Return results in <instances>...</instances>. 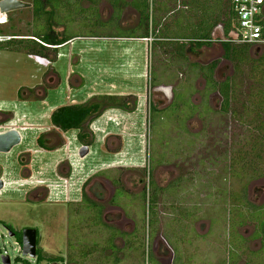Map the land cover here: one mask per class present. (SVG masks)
<instances>
[{"label": "rangeland", "instance_id": "374dc122", "mask_svg": "<svg viewBox=\"0 0 264 264\" xmlns=\"http://www.w3.org/2000/svg\"><path fill=\"white\" fill-rule=\"evenodd\" d=\"M69 3L73 5L72 0ZM74 6L72 15L63 12L51 17L52 22L66 29L67 35L80 37L61 47L53 63L8 50L9 43L0 45V124H8L9 128L15 124L22 129V143L9 154H0L6 182L0 192V264L4 254L11 258V264H21L16 258L23 257L21 247L9 237L3 223L17 230L27 226L40 229L44 260L39 264H52L56 257L63 260L59 264H247L242 241H247L248 250H259L260 240H252L259 225L252 222L236 227L241 204L231 203L225 189L238 193L241 186L231 179L223 180L224 162L217 166L206 160V149L211 148L213 136L219 135L216 115L208 118L209 125L199 120L185 121L201 109L191 105L189 98L184 106L179 98L176 104L180 106L166 108L173 100V88L185 89L192 84L194 90H199L204 88V79L181 69L176 76L178 67L168 62L170 55H157L152 39L112 38L139 35L138 15L131 7L126 11L120 7L112 16L107 1L100 4L99 12L92 7L86 15L83 9L87 5ZM177 16L178 12L169 21ZM3 18L8 22L0 25V40L10 38L3 35L44 31L34 22L31 10L13 11ZM87 18L95 20L84 22ZM213 39V46L194 48L186 55L189 63L201 65L221 59L216 79L223 81L233 70L222 59V27L214 31ZM160 60H166L167 67ZM152 73L159 76V87H150ZM96 95H135L137 110L128 113L109 109L94 121L91 129L95 142L89 155L80 158L78 131L63 134L53 129L51 115L62 106L81 104ZM182 95L187 97L186 92ZM191 98L197 104L202 99L194 92ZM220 102L216 93L209 99L214 110L220 108ZM150 103L161 110L152 113ZM202 109L207 116V110ZM205 125L213 127L208 136L203 133L196 140L190 135L201 133ZM41 133H52L51 148L64 145L43 152L36 145ZM112 134L118 136L108 143ZM59 163L65 164L57 166ZM70 166L74 170L71 179ZM121 168H126L121 179L129 190L121 188L110 204L113 187L107 178L118 177ZM149 176L155 188L151 192L149 185L148 194L139 192L143 185L140 179L145 187ZM89 177L100 188L104 211L102 206L96 208L82 200L81 195L93 192L89 181L83 187ZM37 185L42 187L32 189ZM155 191H161L162 196L154 218L150 202ZM247 201L264 207V179L249 183ZM151 223L156 224L152 231ZM114 227L134 232L115 234L119 238L114 244L110 241ZM171 248L181 251L177 259ZM29 261L37 264L36 259Z\"/></svg>", "mask_w": 264, "mask_h": 264}, {"label": "trees", "instance_id": "16d2710c", "mask_svg": "<svg viewBox=\"0 0 264 264\" xmlns=\"http://www.w3.org/2000/svg\"><path fill=\"white\" fill-rule=\"evenodd\" d=\"M31 1L33 2L34 22L41 24L44 31L25 36L3 35L4 38L10 37L0 41V45L9 43L8 50L26 52L29 55L44 58L53 63L57 60L58 51L61 47L80 37L67 35L66 29L52 22L53 18L51 19V17H58L63 12L72 15L75 4L77 6L87 5V8H82L85 11L84 15L92 7L95 8L97 13L100 4L107 1L113 9V15L120 7H122V10L131 7L139 18L136 26L138 36H112V38L152 39V48L157 51V55L159 54L161 57L160 52L170 55L168 62L174 64L175 68L178 67V71H174L176 76H178L181 69L182 72L188 71L195 75L196 79L199 77L204 79L205 90L200 94L202 97L200 104L192 101L191 95L193 92L195 94L199 93L197 89L194 90L191 81V85L188 86L189 84H187L185 89L174 88L173 101L166 108L168 110L170 107H175L174 104L179 98H182V101L180 100L181 106H184L185 101H188L189 98L191 105L197 108L201 107V109L199 112L191 113L187 119H184L185 121L190 122L191 119L198 117L201 122H207L209 125L208 118L212 114L213 116L216 115L219 135L218 137L213 136L214 142L210 149H206L208 158L205 159L210 161L212 165L217 166L224 162L225 177H223V180L231 179L241 186V191H238V193L237 191L233 193L234 190L224 188L229 194L231 203L236 201L237 204H241L239 206L240 212L235 217L236 227L247 223H256L259 226L252 240L259 239L261 242V248L252 251L245 247L247 241H242L243 255L249 259L247 264H264V207H256L247 201L249 183L253 180L264 179V46L257 48L258 52L256 53L254 46L237 42V39L232 36L238 29V18L234 11L233 0H72L73 5L69 3V0ZM177 12L178 16L169 21V18L175 16ZM90 20H95V18H87L84 22ZM259 24L262 26L264 37V17ZM219 26L223 27L225 36L229 37L228 41L224 42L222 46L224 59L231 64L233 70L231 76L223 81L216 79L217 61L204 66L198 63H189L186 55V52H192L194 48L198 49L211 45L213 32ZM168 62L160 60L161 65H166V67ZM52 74L58 79L54 72ZM151 84V88L159 87L161 84L156 73L154 75L152 73ZM184 92L187 93V97L182 95ZM214 93L218 94L221 100L220 108L217 110L212 109L209 105L210 95ZM137 106L138 98L135 95H96L84 103L62 106L56 109L51 115V125L53 129L63 134L77 130L80 143L91 147L94 144V133L90 128L94 121L109 109L133 113L137 110ZM202 108L207 110V116L204 115V109ZM160 110L150 103L149 111L154 113ZM176 118H181L180 113L176 114ZM208 125L203 126L201 133H190V135H194L196 140L202 138L203 133L208 136L212 133V126L209 127ZM38 142L43 145L42 139H39ZM63 145L64 143L55 147V149ZM125 170L126 168H121L118 177L107 178L116 189L115 195L110 201L111 204H113L118 191L124 188L121 172ZM143 170L146 172V168ZM181 181L182 184L185 183L183 179ZM149 185L152 192L156 183L153 179H149V183L143 188L144 194H148L147 186ZM176 185L180 184L177 183ZM159 190L164 189L160 188ZM161 191H155V195L151 196L150 214L154 218L157 216L158 201L162 196ZM82 200H88L91 206L96 208L102 206L101 208L104 211L103 204L88 198L87 195L83 194ZM155 227L156 224H150L151 231ZM114 228L116 230L110 232L113 233L110 241L116 244L119 237H116L115 234L128 232ZM133 232L134 230L130 233ZM150 244L151 242L148 245L149 256L152 253ZM102 249L106 250L105 248ZM173 250L177 259L178 253L181 251L178 249ZM43 260L42 254L38 253L37 264ZM16 261L21 264H32L28 259L17 258ZM61 261H63L62 258L56 257L51 262L60 263Z\"/></svg>", "mask_w": 264, "mask_h": 264}, {"label": "flooded vegetation", "instance_id": "af4514ba", "mask_svg": "<svg viewBox=\"0 0 264 264\" xmlns=\"http://www.w3.org/2000/svg\"><path fill=\"white\" fill-rule=\"evenodd\" d=\"M0 1H2V0H0ZM19 1H21V2H23V3H27V4H29V5H31V7L30 8H26L27 10H31V12H32V9H33V2L31 1V0H19ZM112 8V7H111ZM127 8H129V7H127ZM127 8H125V10L124 11H126V9ZM22 10V9H21ZM113 10V9H112ZM15 12V11H14ZM113 12V11H112ZM10 13H12V12H10ZM9 14V13H8ZM1 15L3 16L4 14H2L1 13ZM5 15H7V14H5ZM112 15H113V13H112ZM112 17V16H111ZM6 19V18H5ZM138 20H139V18H138ZM7 21V20H6ZM219 27H222V26H219ZM218 28V27H217ZM216 28V29H217ZM215 29V30H216ZM222 29H223V27H222ZM213 34H214V32H213ZM223 35H224V40L221 42V47H222V50H223V46H222V44L224 43V42H226V41H228V38L229 37H226L225 36V34H224V31H223ZM213 36V35H212ZM233 37H236V33L235 34H233L232 35ZM132 40H150V39H132ZM213 42H214V39H213ZM213 42H212V44L211 45H209V46H204V47H211V46H213ZM203 48V47H202ZM198 49H201V48H198ZM222 59L223 60H225L224 59V51H223V56H222ZM213 61H217L218 62V68H219V66H220V64H221V59H219V60H213ZM213 61H211L210 63H212ZM226 61V60H225ZM228 62V61H227ZM210 63H208V64H206V65H204V66H207V65H209ZM218 70V69H217ZM204 90H205V85H204V88H201V89H199L198 90V95H200V94H202L203 92H204ZM173 91H174V88H173ZM173 91H172V94H173ZM215 94V93H214ZM213 94H211L210 95V97L212 96ZM173 97H174V94H173ZM200 97H201V95H200ZM210 99V98H209ZM173 101V100H172ZM201 101H202V99H201ZM201 101H200V103H201ZM172 103V102H171ZM171 103H170V105H171ZM200 103H198V104H200ZM197 104V103H196ZM169 106V105H168ZM193 120H199L198 119V117H196V118H193V119H191L190 121H193ZM200 121V120H199ZM201 122V121H200ZM0 123H1V119H0ZM3 123V122H2ZM3 124H0V126H2ZM50 134H52V133H41L37 138H36V145L40 148V150H42L43 152H52V151H55L56 149L55 148H51L53 145H52V143H53V140H52V138H51V136H50ZM22 136V135H21ZM39 139H42V142H43V145H40L39 144V142H38V140ZM22 143V142H21ZM84 145H81V147H83ZM9 154V153H8ZM20 157L22 158V155L21 156H19V160H21L20 159ZM61 164H65V163H59V165L58 166H60ZM142 172V171H141ZM4 176H5V171L3 170V168L1 167V164H0V180L1 181H3V183H4V187H3V189L5 188V185H6V182L4 181ZM144 178V177H143ZM150 179H152V177L150 176ZM154 180V179H153ZM90 182V177L88 178V179H86L85 181H84V183H83V187L85 186V184L87 183V182ZM92 182H94V181H91L90 182V184H93V185H91V190H93V192H91L89 195L90 196H88L90 199H92V200H94V201H96V202H98V203H100L101 202V199H102V197H101V195L99 194V191H100V188L99 187H95L96 185H94L95 183H92ZM139 182H141V184L143 183V185H141L142 187H140V184H138V187H140V190H139V192H141L142 190H143V188H144V182H143V179H140V181ZM110 184H111V186L113 187V195H112V197H111V199L113 198V196L115 195V191H116V189H115V187H114V185L112 184V182L110 181ZM122 185H123V187L125 188V190H129L127 187H126V185L124 184V182L122 181ZM94 186V187H93ZM41 188L42 187V185H37L36 187H33L32 189H35V190H37L38 188ZM93 187V188H92ZM3 189L2 190H0V192L1 191H3ZM83 189V188H82ZM39 190V189H38ZM138 192V193H139ZM81 196H83V195H81ZM111 199L109 200V203H110V201H111ZM111 204V203H110ZM113 207V206H112ZM116 207V206H115ZM114 208V207H113ZM3 227L7 230V232L9 233V237H12V238H14L15 240H16V245H19L20 247H21V252H22V246H23V232H24V230H27V229H35V230H37V257H38V253H41L42 254V252H43V249L41 248V246H40V240H41V231H40V229L39 228H35V227H29V226H27V227H24L23 229H21V230H17L15 227H13V226H10V225H7L6 223H3ZM120 230V229H119ZM124 232V231H123ZM126 232V231H125ZM132 232V231H131ZM128 233H130V232H128ZM20 239H21V241H20ZM172 250H173V248H171ZM4 255H6V254H4ZM17 258H21V259H26V258H24V257H17ZM16 258V259H17ZM28 260H31V259H28ZM55 263V262H54ZM57 263V262H56ZM53 264V263H52ZM59 264V263H58Z\"/></svg>", "mask_w": 264, "mask_h": 264}, {"label": "water", "instance_id": "95a60500", "mask_svg": "<svg viewBox=\"0 0 264 264\" xmlns=\"http://www.w3.org/2000/svg\"><path fill=\"white\" fill-rule=\"evenodd\" d=\"M31 5L19 0H2L0 1V13L8 14L13 11L30 8ZM22 142L21 133L15 129L0 134V154H8ZM90 153L89 146H83L80 149V158H85ZM4 187L3 181L0 180V190ZM22 256L24 258H37V230L27 229L23 232ZM1 264H11V258L8 255L1 257ZM58 264V263H53Z\"/></svg>", "mask_w": 264, "mask_h": 264}, {"label": "built area", "instance_id": "2783aa9c", "mask_svg": "<svg viewBox=\"0 0 264 264\" xmlns=\"http://www.w3.org/2000/svg\"><path fill=\"white\" fill-rule=\"evenodd\" d=\"M233 6L238 18L236 41L263 47V29L259 23L264 17V0H233ZM5 23L6 19L0 13V25Z\"/></svg>", "mask_w": 264, "mask_h": 264}, {"label": "crops", "instance_id": "0c3cea01", "mask_svg": "<svg viewBox=\"0 0 264 264\" xmlns=\"http://www.w3.org/2000/svg\"><path fill=\"white\" fill-rule=\"evenodd\" d=\"M138 41H142V40H138ZM14 123V122H13ZM95 122H93L92 123V125L94 124ZM92 125H91V127H92ZM13 129H15V130H17V131H19V132H21L22 131V129L20 130V128L18 127V126H16L15 124H13V126L11 127V128H9L8 127V124H3L2 126H0V134H2V133H4V132H7V131H10V130H13ZM91 129V128H90ZM92 130V129H91ZM93 133H94V130L92 131ZM113 136H118V135H110L108 138H107V142L109 143L110 141H112L114 138H113ZM94 138H95V136H94ZM121 138V137H120ZM94 142H95V139H94ZM57 166H58V164H57ZM71 167V172H70V170H69V172H70V179H71V177L74 175V170H73V166H70ZM69 180V179H68ZM69 182V181H68Z\"/></svg>", "mask_w": 264, "mask_h": 264}]
</instances>
